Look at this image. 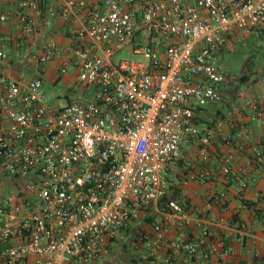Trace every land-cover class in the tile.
I'll return each instance as SVG.
<instances>
[{
    "label": "built area",
    "instance_id": "2783aa9c",
    "mask_svg": "<svg viewBox=\"0 0 264 264\" xmlns=\"http://www.w3.org/2000/svg\"><path fill=\"white\" fill-rule=\"evenodd\" d=\"M17 2L15 49L31 44L46 18L80 23L70 45L28 57L36 68L62 59L59 73L74 69L82 91L48 104L42 77L0 76V264H96L123 241L140 255L136 264H264L228 260L233 238L254 241L239 216L254 211L243 192L256 178L240 171L235 200L214 183L233 173L234 146L243 152L256 132L241 126L226 136L227 118L198 125L201 110L239 81L217 66V55L264 31V0ZM10 42L0 36V64ZM121 51L136 58L115 62ZM248 108L264 145V102ZM216 138L225 147L217 174L189 178L206 187L199 207L167 175L191 141L206 166ZM254 153L264 165V150Z\"/></svg>",
    "mask_w": 264,
    "mask_h": 264
},
{
    "label": "crops",
    "instance_id": "0c3cea01",
    "mask_svg": "<svg viewBox=\"0 0 264 264\" xmlns=\"http://www.w3.org/2000/svg\"><path fill=\"white\" fill-rule=\"evenodd\" d=\"M19 9L17 0H0V15H6L5 22L0 23V36L8 38L11 42L5 46V51L8 55V62L0 64V76H6L14 80L29 81L30 79L40 76L43 80V91L45 87V79L51 82V85H56L61 81L64 82V90L60 95H56V103L54 104H67L76 98L82 91L80 85L79 88H75L76 83V71L65 79H62L59 73V68L62 65V59H56L53 62L46 65L44 68H33L29 73L22 77L20 75V64L23 62L20 55L24 53V58H27L31 53H41L46 50L49 45H56L58 47L68 46L72 43L73 33L80 27V23L77 21L65 22L59 17L46 18L40 24V29L37 32L34 41L31 44H27L25 41L22 43L20 49L14 48V42H21V30L19 20L16 16V12ZM43 17V16H42ZM264 33H261V35ZM223 52V51H222ZM221 53V52H220ZM36 71V72H35ZM34 72V73H32ZM248 76V80L244 82L239 81L232 84L230 87L223 90V100L219 105L207 106L199 113L198 125L200 128L211 127L214 122L220 118H227L232 124V127H225L224 134L232 136L237 132V129L241 126H245L253 129L256 132V136L245 145L243 152L237 146H234L233 151L235 159L232 163L233 173L226 179H215L214 183L219 190L225 189L228 191L230 198L237 199L236 192L238 190L237 177L242 169H249L251 175L256 178V181H250L249 187L243 192V198L250 203H253L254 211L241 213L239 219L242 223L251 226L254 233V241L246 240L243 244H238L236 238H233L232 247L234 255L228 257V260L241 261L242 263H248L254 258H264V232L263 225L264 219L260 217L259 213H263L264 210V165L258 163L259 158L256 157L254 149L264 150V145L260 143V138L263 135V130L260 122L251 121V113L248 108V104L254 100H261L264 102V75H258V73L244 74ZM242 83V84H241ZM243 85L244 89L240 90V86ZM44 95V92H43ZM45 102V101H44ZM47 103V102H46ZM185 147H189V150H184ZM197 142L191 141L187 145L182 147V153L179 161L169 170L167 180L169 177L173 179L171 181H179L178 188L181 189L186 199L201 207L204 201L206 193V187L196 180H190L191 174H199L207 170L212 174H217L218 157L221 156L225 147L223 141L220 138L213 140L211 147V158L206 166H199L196 161ZM194 154L192 157L183 156V153ZM189 159L192 161L190 166L185 165V161ZM261 172L260 177L258 173ZM187 177L188 182L182 185L183 179ZM257 215H256V213ZM262 216V215H261Z\"/></svg>",
    "mask_w": 264,
    "mask_h": 264
},
{
    "label": "rangeland",
    "instance_id": "374dc122",
    "mask_svg": "<svg viewBox=\"0 0 264 264\" xmlns=\"http://www.w3.org/2000/svg\"><path fill=\"white\" fill-rule=\"evenodd\" d=\"M223 51V52H222ZM216 57L217 66L224 72L228 73L233 77H241L243 74L258 73V75H264V34L248 35L240 40H234L233 43L226 48H224ZM24 53L20 55L23 62L20 64V75L25 77L30 70H34L36 66L31 62L29 57L24 58ZM136 58L129 54L127 51L118 52L113 60H125L128 58ZM74 69L70 68L67 73L61 75L62 79L67 78L74 73ZM36 72V71H35ZM34 73V72H32ZM242 84V83H241ZM64 82L61 81L56 85H51V82L45 79L44 95L43 100L48 104L56 103V95H60L64 90ZM80 84H76L75 88H79ZM244 86H240V90H243ZM184 150H189V147H185ZM191 152V151H190ZM194 154L183 153V156L192 157ZM190 161L187 159L185 165L190 166ZM178 163V162H177ZM169 183L178 184L179 181H171L173 178H168ZM4 189V194H8L10 187L7 183L2 184ZM130 237L127 240H131L133 234H129ZM112 248V249H111ZM111 250L103 255L100 261L96 264H136L138 261L135 260L136 257H139L137 250L134 249V246L123 241L118 245L111 246Z\"/></svg>",
    "mask_w": 264,
    "mask_h": 264
},
{
    "label": "trees",
    "instance_id": "16d2710c",
    "mask_svg": "<svg viewBox=\"0 0 264 264\" xmlns=\"http://www.w3.org/2000/svg\"><path fill=\"white\" fill-rule=\"evenodd\" d=\"M262 33H264V31ZM246 80H248V76L243 74V76L240 78V82H244ZM175 189H176V192H178V189L177 188Z\"/></svg>",
    "mask_w": 264,
    "mask_h": 264
}]
</instances>
